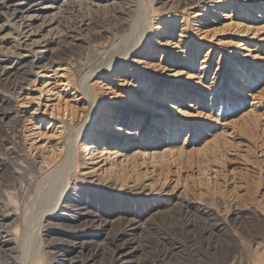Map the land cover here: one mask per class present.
I'll return each instance as SVG.
<instances>
[{
  "label": "rangeland",
  "instance_id": "374dc122",
  "mask_svg": "<svg viewBox=\"0 0 264 264\" xmlns=\"http://www.w3.org/2000/svg\"><path fill=\"white\" fill-rule=\"evenodd\" d=\"M128 3L150 24L138 48L119 41ZM32 123L55 156L84 129L54 209L59 156ZM263 167L264 0H0V264L256 263Z\"/></svg>",
  "mask_w": 264,
  "mask_h": 264
},
{
  "label": "bare ground",
  "instance_id": "6f19581e",
  "mask_svg": "<svg viewBox=\"0 0 264 264\" xmlns=\"http://www.w3.org/2000/svg\"><path fill=\"white\" fill-rule=\"evenodd\" d=\"M130 6H131L130 11H132L133 14L135 12V16H134V18H133V20H132L131 23H128V24L125 25V27H124L125 35L123 34V36L119 37V41H124V42H126L125 43L126 45L129 44V45H132L135 48H138V47L141 46V44L143 42H146V39L145 38H146V36L150 32V24H149V20L144 18L147 15L146 13L143 12L144 10L146 11L145 7L142 6V8L140 9V5L139 4H137V5H134V4L131 5L130 3H128V6L126 8H128ZM144 14H145V16H144ZM58 77L63 78L65 80L64 82H62V80L60 81V83H61V85L63 87H65V86L68 85L67 84L68 81L65 79V76L63 75V73L60 72L58 74ZM88 81H89V78L84 79V81H83V83H82V85H81V87L79 89L81 96L88 102L89 109H90L89 110V113L87 114V123L85 124V126H87V124L88 125L91 124L90 122L93 120V118L95 116V108H96L95 105H94L93 99L91 98V95H90ZM51 84H53V83H51ZM43 85H45V84H43ZM57 94H59V93H57ZM55 96H57V95H55ZM55 96L54 95H47L46 97L41 98V101H40L41 104L40 105L43 106L45 110L49 109L50 112H51V114H53V113L58 114L59 116L58 115L56 117L53 116L55 119H57L58 117H60V114L61 113L63 114V117L65 115H68L69 116V119L72 118L74 115H73V112H72L71 107H67L66 104H64L63 106H60V104L58 103V100L56 99ZM114 120L115 119L111 118V122L112 123H115L116 120L115 121ZM26 121H29L30 122V120H26ZM55 128L57 129V132L59 134H60V131L62 129H64L62 127V129L59 130V128H61V126H57ZM154 129L157 130L158 129V126L156 125ZM52 130H48V128H45V130L41 131L40 128H39V126H37V125H35V124L32 123V129L26 135L29 137V139H30V145H32V147L34 148V150L41 152L43 150V148H46L47 151H48V155H47L48 157H51V158L56 157L57 158L59 156L58 157V160L56 161V164H51L50 163L52 165V167L48 169L47 173H45V175L41 179V182L43 184L46 183V182H43V181L51 180L55 184V186L57 187V191L54 194V200H53L54 203H55V204H53V209H54V208L57 207V204H58L61 196L64 195L65 188H66L65 186H66L67 181H68V179H67L68 173H69L68 172L69 171L68 169H69L70 165L74 163V160H75V157H76L77 140L80 138L81 134L84 132V129L78 130V132L76 133V137L74 139H72L64 147V149H63V146L60 148L62 150H61V153L60 154L58 153L59 154L58 156H55L56 154H54L55 152H53L54 151L53 149H55V148H53V145H54V142L55 141H54V138L52 137V132H53ZM98 131L100 132V133H98V136H97L98 137V140H99L98 141V144L97 145L96 144L94 145V142L93 143L90 142L92 145L90 147L88 146V148L93 149V151H94V153L89 152L90 156H93V157H94V155H98V154L106 151V148H105V140H104L105 138L103 139V136L104 135L101 132L102 131L101 129H99ZM54 133H53V135H56V132L55 131H54ZM58 133H57V135H58ZM92 135H93L92 133L89 134V137H91ZM92 139L90 138L89 140H92ZM214 140L217 141L216 139H214ZM214 140H212V143L214 142V146H215L216 144H215V141ZM108 141L110 143V140H108ZM224 142H226V141H224ZM216 143L218 144L219 142H216ZM142 145H144V142H141V146H140V147H142V151H143L142 152V155L143 154L144 155L145 154L146 155L147 154L150 155V154L155 153V152H153L154 150L152 151V148L150 149V152H149V150L145 151L144 149H145L146 146H142ZM221 145H222V143H221ZM216 146H219V145H216ZM222 146H224V145H222ZM114 147H117V146L115 145ZM116 152L113 153V154H116ZM106 153H110V152H106ZM43 157L44 158H43V161L42 162H45L46 163V162L49 161V159L46 156H43ZM63 164L67 167L65 170L62 169L63 168ZM92 168L90 167L89 169H87L88 170L87 172H89V170H91ZM82 173H83V171H82ZM45 218H46V215L43 214L41 216L40 220L41 219L43 220ZM34 230H38V229L37 228H34ZM256 260H257V262L256 263L253 262V263H255V264H264V254H262V257L261 258L259 257V259H256Z\"/></svg>",
  "mask_w": 264,
  "mask_h": 264
}]
</instances>
